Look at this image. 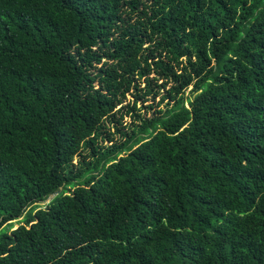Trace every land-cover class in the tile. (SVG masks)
Wrapping results in <instances>:
<instances>
[{"label": "trees", "instance_id": "trees-1", "mask_svg": "<svg viewBox=\"0 0 264 264\" xmlns=\"http://www.w3.org/2000/svg\"><path fill=\"white\" fill-rule=\"evenodd\" d=\"M0 264H264V0H0Z\"/></svg>", "mask_w": 264, "mask_h": 264}, {"label": "rangeland", "instance_id": "rangeland-1", "mask_svg": "<svg viewBox=\"0 0 264 264\" xmlns=\"http://www.w3.org/2000/svg\"><path fill=\"white\" fill-rule=\"evenodd\" d=\"M159 83H161V81ZM136 84L141 88L145 87V82L143 79H137ZM134 94V91L127 94L123 104L118 106V109L121 107L125 108L120 109V112L116 114L115 118L107 120V122L105 123V133L99 139V144L101 146H110L112 144L108 138H114L116 142H120L122 140L121 132H128L132 128H134L135 125L140 124V121H138V116H153V114H155L158 110H165L167 107H171L173 104L171 103L170 105H167L168 100L160 103L161 97L163 96V94H165L164 90L162 89L161 94L158 95L155 99H153L152 96H148L146 97V99L138 100L137 110L135 112H130L127 108V105H132L135 102ZM81 159L82 158L80 156L76 157L74 163L77 165ZM17 226L18 223L15 222L14 228H17Z\"/></svg>", "mask_w": 264, "mask_h": 264}, {"label": "water", "instance_id": "water-1", "mask_svg": "<svg viewBox=\"0 0 264 264\" xmlns=\"http://www.w3.org/2000/svg\"><path fill=\"white\" fill-rule=\"evenodd\" d=\"M59 192H57V194H58Z\"/></svg>", "mask_w": 264, "mask_h": 264}]
</instances>
